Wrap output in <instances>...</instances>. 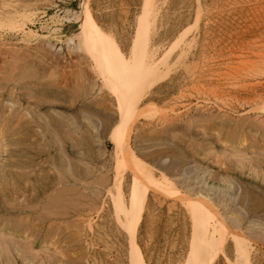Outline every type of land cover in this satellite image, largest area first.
I'll use <instances>...</instances> for the list:
<instances>
[{
  "label": "rangeland",
  "instance_id": "1",
  "mask_svg": "<svg viewBox=\"0 0 264 264\" xmlns=\"http://www.w3.org/2000/svg\"><path fill=\"white\" fill-rule=\"evenodd\" d=\"M260 124L264 0H0V264H264Z\"/></svg>",
  "mask_w": 264,
  "mask_h": 264
},
{
  "label": "bare ground",
  "instance_id": "2",
  "mask_svg": "<svg viewBox=\"0 0 264 264\" xmlns=\"http://www.w3.org/2000/svg\"><path fill=\"white\" fill-rule=\"evenodd\" d=\"M256 123V122H255ZM253 124V123H252ZM253 125H255V124H253ZM261 125V124H260ZM264 125V124H263ZM263 125H261L262 126V128H263ZM248 126H251V125H248ZM256 126H258V125H256ZM255 126V127H256ZM261 126H259L260 128H261ZM253 128H254V126H253ZM260 128H258L257 127V129H260ZM261 130V129H260ZM263 130V129H262ZM262 132V131H261ZM257 133H258V131H257ZM246 137V136H245ZM249 139V138H248ZM256 139V138H255ZM243 140V139H242ZM256 141V140H255ZM253 142V141H252ZM236 143V142H235ZM238 144V143H237ZM237 144H235L236 146H238L237 147V149L238 148H240L241 147V145L242 146H244V144H246V146L243 148L244 150H246L247 151V149H250L249 147H251L252 149H260L259 147H257V145L256 146H254V145H251V143L249 144L248 143V141H247V139H245V141H243V142H240V144L239 145H237ZM241 149V148H240ZM241 151V150H240ZM243 151H241V152H239L238 151V153H242ZM233 155H234V153H232ZM242 155V154H241ZM245 155V154H244ZM233 157V156H232ZM238 157H240L239 159H241V160H236V161H238V163H239V165L241 164L243 167H245V166H247V164H248V162H249V158L247 157H242L241 158V156H240V154L238 155ZM235 158V157H234ZM237 158V157H236ZM233 159V158H232ZM228 162H229V160H228ZM231 162V161H230ZM262 162V161H261ZM261 195V194H260ZM258 196V195H257ZM262 198V197H261ZM1 236V235H0ZM1 238V237H0ZM15 241V240H14ZM10 242V241H9ZM7 247V246H6ZM5 248V247H4ZM5 250V249H4ZM7 251V250H6ZM19 253V252H18ZM27 254H29L30 252H26ZM19 254H21V253H19ZM26 254V255H27ZM24 256V255H23ZM35 256V255H34ZM28 257H26V259H27Z\"/></svg>",
  "mask_w": 264,
  "mask_h": 264
},
{
  "label": "crops",
  "instance_id": "3",
  "mask_svg": "<svg viewBox=\"0 0 264 264\" xmlns=\"http://www.w3.org/2000/svg\"><path fill=\"white\" fill-rule=\"evenodd\" d=\"M118 114V113H117ZM113 119V118H112ZM118 121H119V116L117 115V116H115L114 117V122H113V126H115L117 123H118ZM112 126V127H113Z\"/></svg>",
  "mask_w": 264,
  "mask_h": 264
}]
</instances>
